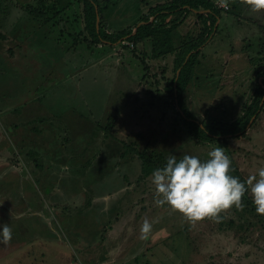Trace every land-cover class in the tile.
<instances>
[{
	"label": "rangeland",
	"instance_id": "rangeland-1",
	"mask_svg": "<svg viewBox=\"0 0 264 264\" xmlns=\"http://www.w3.org/2000/svg\"><path fill=\"white\" fill-rule=\"evenodd\" d=\"M164 1L118 0L106 14L110 29L133 26L145 6ZM19 2H28V7H20ZM222 2L215 1L218 6ZM66 4L0 0V34L6 38L0 40V172L7 170L5 177L0 173V195L7 189V199L19 212L6 220L0 217V230L13 237L20 231L7 229L5 221L26 215L23 225L33 226L26 238L35 242L12 250L4 247L1 238L0 264H75L79 260L83 264H264V216L242 203L233 182L218 179L219 173L204 164L193 166L182 180L163 176L139 180V159L133 154L121 157L122 144L135 142L137 150L160 154L162 162L205 159L235 165L250 181L252 200L264 207V107L246 137L228 139L229 148L195 144L164 88L175 74L174 57L152 60L148 41L137 46L136 56L133 44L126 40L89 48L80 33L81 4L74 3L55 17L56 10H47ZM237 7L241 16L233 9L222 15V24L201 48L205 56L199 57L194 79L188 83L194 89L183 100L198 122L231 123L248 109L257 83L263 80L264 31L260 24H246L251 18L260 19V6L243 12ZM181 19L177 16L171 23ZM194 20L189 15L178 34L195 36L201 25ZM74 41L81 43L73 46ZM142 66L148 68L146 79ZM150 74L158 85H146ZM211 145L219 148L218 154L207 147ZM42 146L47 147L46 154ZM45 155L57 158L58 178L51 180L57 190L63 186L65 196L56 190L50 199V185L36 179L40 164L47 166L50 161ZM95 170L100 172L93 178ZM90 179L109 190L106 201L93 203L83 193L73 197ZM119 185L117 199L112 192ZM98 203L107 204L114 216L118 212L117 223L109 219L101 228L100 218H88L84 229L81 223L76 226L77 232L83 231L73 235L79 242L82 237L93 241L88 246L78 244L68 236L72 233L63 219L70 208L76 215ZM11 206L7 203V209ZM38 214L39 221L33 217ZM46 220L58 227L60 246L42 245L39 224ZM72 222L79 223L76 218ZM98 226L104 235L96 234Z\"/></svg>",
	"mask_w": 264,
	"mask_h": 264
},
{
	"label": "trees",
	"instance_id": "trees-1",
	"mask_svg": "<svg viewBox=\"0 0 264 264\" xmlns=\"http://www.w3.org/2000/svg\"><path fill=\"white\" fill-rule=\"evenodd\" d=\"M60 1H65L67 4L64 6L60 5V8H47L48 11L56 10L53 17L66 11L74 3L82 5L79 16L82 19L83 28L80 33L85 35L82 41H85L88 47H96L101 44L113 46L121 40H126L135 46L142 41L149 40L152 46V59L165 58L169 55L174 57L173 67L175 74L171 80L166 82L165 90L172 99L176 114L191 139L208 144H222L226 148L228 139L246 137V128L250 120L254 116L257 118L263 111L264 103L261 106V102L264 98V71L262 73L263 80L260 84L257 83L250 106L241 116L235 118L229 124L221 121H212V124L198 122L183 100L188 83L193 76V70L201 55V48L218 31L217 22L223 14H229L228 10L230 8L223 10L213 0H165L163 3L150 7L133 26H128L118 31H109L106 14L118 0ZM18 4L24 9L28 7L26 6L28 2H19ZM180 15L182 17L181 21L171 23V19ZM189 15H192L196 22H200L201 26L195 36H181L178 34L177 29ZM97 17L99 18L98 27L96 25ZM49 22L50 19H47L46 23ZM138 24L141 25L137 26ZM0 40H6L5 36L0 34ZM79 43L81 42L74 41L73 46H77ZM123 48L128 49V47ZM134 50L132 49L131 51L134 52ZM143 70L148 71V68L144 67ZM132 143L123 144L121 157L133 154L139 159L141 163L139 180H145L152 176H163L169 181L182 180L188 175L193 166L204 164L209 166L213 173H219L218 179L233 182L240 193V200L252 213L264 216V207L259 206L252 200L249 193L250 185L235 165L220 161L193 159H169L162 162L163 159L160 154L156 155L146 151H139L136 149L135 144Z\"/></svg>",
	"mask_w": 264,
	"mask_h": 264
},
{
	"label": "crops",
	"instance_id": "crops-1",
	"mask_svg": "<svg viewBox=\"0 0 264 264\" xmlns=\"http://www.w3.org/2000/svg\"><path fill=\"white\" fill-rule=\"evenodd\" d=\"M214 1V0H213ZM216 1V0H215ZM223 2H226V4L229 6V8L231 9H233L234 11H235V13L237 14V15H239V16H241V14L239 13L240 11H239V9H238V7L236 8V6H238V5H240L241 6V11L243 12V10H245V9H249V7H250V10H251V8L252 7H254L255 6V4H258L260 7H259V10H258V12H259V14L257 15L258 16V18H260V19H262V20H260V19H257L256 21L253 19V18H251V19H249L248 21H247V23L246 24H254L255 26L258 24H260L261 26L260 27H262V31H264V0H247V1H244L243 2V0H223ZM222 2V3H223ZM234 2V3H233ZM156 4H159V3H156ZM155 4V5H156ZM223 4H225V3H223ZM236 4V5H235ZM253 5V6H252ZM154 5H152V6H145V8H146V11L143 13H141L140 15H139V17H137V22L139 21V19L141 18V15H143V14H145L147 11H148V9L150 8V7H153ZM236 9H237V11L238 12H236ZM108 13V12H107ZM224 15H226V14H224ZM192 16V15H191ZM194 18V17H193ZM222 18V17H221ZM260 20V21H259ZM108 21V30L110 29V24H111V21L110 20H107ZM186 21V20H185ZM184 21V22H185ZM195 21L196 20H194V24H195ZM136 22V23H137ZM261 22H262V24H261ZM222 23H221V19L217 22V27H219L220 25H221ZM241 25V24H240ZM257 25V26H258ZM118 30H121V29H117V30H115V31H118ZM109 31H113V30H109ZM213 37H214V35H213ZM146 42L148 41V42H150L149 40H145ZM145 41H142L141 43H138V44H136L135 46L133 45V49H137V46H139L140 44H142L143 42H145ZM150 44H151V42H150ZM123 47V46H122ZM123 50H125L124 48H122ZM151 50H152V46H151ZM134 51H137V50H134ZM131 52V51H130ZM229 53L231 54L232 52L231 51H229ZM138 53L136 52L135 53V55H137ZM146 55H147V53H145ZM132 56H133V54H132ZM204 56H205V53L203 54L202 53V51H201V55H200V57H202V59L204 58ZM134 57V56H133ZM152 60H154V59H152ZM160 60V59H159ZM172 60H173V58H172ZM199 64V60H198V62H197V64H196V66ZM196 66H195V68H194V70H193V76H192V78H191V81L194 79V71H195V69H196ZM142 68H143V66H142ZM238 70V69H237ZM236 70V71H237ZM240 70V69H239ZM235 71V72H236ZM235 72H234V74H235ZM145 73H147V74H149L147 71H145V70H143L142 71V74H143V79H146L145 78ZM147 77H149V79H147V82H146V85H148L149 84V82L150 83H152V84H154L155 86H156V84H157V82L153 79V76L150 74V76H147ZM225 76H223L222 78H224ZM219 80H221V78H218V84L220 83V81ZM167 81H165V83H166ZM163 82H161V84H162ZM222 83V82H221ZM223 84H224V82H223ZM143 85H145V84H143ZM158 85V84H157ZM221 84H219L218 86H220ZM165 86H166V84H165ZM165 86H164V88H165ZM153 86L151 85L150 86V88H152ZM223 87H225V85H223ZM190 88H192V89H194L193 87H187V90H186V93H185V95H184V98H186V96H187V94L189 93V91H190ZM149 92L147 91V94H148ZM157 97H158V95H156ZM152 97H154L153 95H152ZM152 97H150L151 99H152ZM157 97H155V98H157ZM209 120V119H208ZM219 121V120H218ZM188 137H189V135L188 134H186ZM189 140H191V141H193L195 144H199V143H201L200 145H204L205 143H203L202 144V142H197V141H195V140H193V139H191L190 137H189ZM231 140H229V141H227V147L229 148V142H230ZM206 144H208V143H206ZM219 145V144H218ZM122 146H123V144H122ZM219 146H222V144L221 145H219ZM207 147H210V149L211 150H213L214 148V150H216L217 152V154H218V149L219 148H217V147H215V145H211V146H207ZM223 147V146H222ZM52 148H54V150L53 151H55V145H52L51 146V149ZM40 150H41V152L43 153V154H46L45 152L46 151H48L47 150V147L46 146H42V149L40 148ZM40 152V151H39ZM38 152V153H39ZM53 156H54V153L55 152H51V150L49 151ZM65 152V151H64ZM56 153H58V152H56ZM61 153V152H60ZM63 153V152H62ZM40 154V153H39ZM46 156V155H45ZM217 156H219V155H217ZM48 159H50V161H48L47 162V166H45L44 165V162H43V164H40V168H38L36 171H35V173H36V175H37V178L36 179H39V182L41 183V184H44V183H48V185H50V186H47V189L49 190V194H48V196L50 197V199H52L54 196H53V194L54 193H56V187H57V184L55 183V182H52V180H51V178H54V177H57V175H58V173H57V171L55 172V170L56 169H58L59 170V167H55L56 166V164H58L56 161H54V160H56L57 158H52V157H49V156H46ZM44 159V158H43ZM199 160V159H198ZM63 161L65 162L66 160L65 159H63ZM201 161H212V160H203V159H201ZM214 162V161H213ZM216 162H219V160H217ZM66 163V162H65ZM49 164H51V166H49ZM67 164V163H66ZM3 167H5V168H7V166L5 165V166H3ZM48 167V168H47ZM70 167V166H69ZM4 168V169H5ZM3 169V170H4ZM239 169V168H238ZM100 171H97L96 172V170L95 171H93V172H91V176L94 178V176H95V173H99ZM0 173H2V176H7V170L5 169L4 171H1ZM83 176H85V174H83ZM58 178V177H57ZM150 178V177H149ZM152 178L154 179V177L152 176ZM26 180L25 178H23V177H21V180ZM148 179V178H147ZM5 181L7 180V179H4ZM247 180V179H246ZM1 181V180H0ZM79 181V180H78ZM96 181L97 180H88V182H87V184L86 185H81L82 187H79L78 189H76V193H75V195L73 196V197H75V196H77V195H79V194H82L83 193V196H84V199L86 198V194L87 195H89L90 196V198H91V200H94V202L93 203H95V201H106V197H108L107 195H105V193H108L107 191H109V190H107V189H103V186H102V184L100 185L99 183H96ZM248 181V183H249V185H250V181L249 180H247ZM7 182V181H6ZM81 182H83L82 180H81ZM94 185H96V186H98V185H100L99 187H93ZM52 186V187H51ZM63 186H61V185H59V190H60V192H62V194H63V196H65L64 194V192H63ZM83 189H84V191H83ZM86 189V190H85ZM119 189H120V185H119V187L114 191V192H112V193H114V194H116L115 196H116V198L118 199V192H119ZM7 189H5V192H4V194H2V195H5V196H2V195H0V213L1 212H3V214H0V217H4V220H6L7 219V215H11V217L12 216H16V215H18L19 214V212L18 211H15V209L11 206V202H9V200L7 199V191H6ZM59 190H57V192H59ZM87 191V192H86ZM21 193L22 194H24L25 195V190H24V188H21ZM114 194H113V196H114ZM55 195V194H54ZM9 196V195H8ZM68 197V196H67ZM121 197V196H120ZM119 197V198H120ZM70 198V197H69ZM116 198H112V199H116ZM65 199H68V198H65ZM2 200H7V203L12 207V209L10 208V209H7V203H4V202H2ZM57 205H64V206H66L67 204L66 203H60V202H57ZM105 205H107V204H105V203H103V206H102V204L101 203H98V204H96V206L93 208V209H87V210H84L83 212H81V211H78L77 213H76V215L75 214H72V213H70L71 211H72V209L70 208L69 210H70V212L65 216V218L63 219V221H67V225H66V228H67V232H69V233H72V234H68V236L70 237V238H74L75 240H77L78 241V244H81V243H83V246H88V245H90L91 243H92V241L93 240H91V239H86V238H84V237H82V239H81V241L79 242V240L73 235L74 233H76L77 232V230H76V226L77 225H80V223H81V226H80V228L81 227H83V229H84V227H85V224H86V220L88 219V218H93V216L96 218V219H98V218H100V221H99V225H100V227H101V225L102 224H104L102 227H104L110 220L109 219H114V218H118V216H117V211L115 212L116 214V216H114V213L113 212H110V211H112V210H108L106 207H105ZM111 207V206H110ZM109 207V208H110ZM25 215V214H24ZM39 216H40V214H38L37 216H33V217H35L36 218V220L37 221H39L38 220V218H39ZM24 217H26V215L24 216ZM24 217H20V218H18V219H15V221L13 220L11 223L10 222H6L5 221V223H6V225H8V227H7V229H11V228H17L20 232H18V233H16V235H14L13 237H7V232H3V231H1L3 234H2V236L0 237V239L2 238V244L4 245V243H5V245H4V247H6V246H10V248H12V250L14 249V248H16V250H20V249H22L23 247H25V246H28V245H30L31 243H35L34 241H27V238H26V236H28L29 235V233L31 232L30 231V229L32 230L33 228V226H30V225H23V220H24ZM44 218V217H43ZM76 218V220L78 219V221H79V223L78 224H76L75 226H74V224H73V220ZM86 218V219H85ZM1 219V218H0ZM115 220V222L117 223V221H116V219H114ZM31 222V221H30ZM45 222V224H43V225H41V224H39V226H40V229L41 230H43V233L45 234L46 233V235H41V230H39V234H40V237H39V239H41L43 242V246H45L46 244H59V246H60V243H62L61 241H60V238L58 237V227L56 228V226L55 225H53L52 223H50V222H48L47 220L46 221H44ZM88 222V221H87ZM49 224V225H48ZM38 226V225H37ZM101 227V228H102ZM79 228V229H80ZM78 229V232L76 233L77 235H79V232L81 231H83V230H79ZM16 230V229H15ZM86 230V229H85ZM113 229L111 228V230H110V232L112 231ZM103 233H105V232H103L102 230H100V228H99V226H98V231L96 232V234H101V236L102 235H104ZM99 235H98V237H99ZM25 236V237H24ZM41 236H43V237H41ZM38 239V240H39ZM47 241H46V240ZM86 241H89V242H86ZM55 242V243H54ZM85 242V243H84ZM93 243H96L95 241L93 242ZM77 244V245H78ZM54 246H56V245H54ZM9 248V249H10ZM15 251V250H14ZM74 252H75V250L73 251V254H74ZM112 258V257H111ZM113 259L114 258H112L111 259V261H113ZM80 262H81V260H79ZM78 261V262H79ZM106 262H107V260H105ZM76 264V263H75Z\"/></svg>",
	"mask_w": 264,
	"mask_h": 264
},
{
	"label": "water",
	"instance_id": "water-1",
	"mask_svg": "<svg viewBox=\"0 0 264 264\" xmlns=\"http://www.w3.org/2000/svg\"><path fill=\"white\" fill-rule=\"evenodd\" d=\"M201 13V12H200ZM97 24V27H98V23H99V18L97 17V22H96ZM139 25H141V24H138L137 26H139ZM134 33H135V31H134ZM178 73H179V71L177 72V75H178ZM263 101H264V98H263V100H262V102H261V106H262V104H263ZM255 119V116L254 117H252V119L250 120V122H249V124L247 125V128H246V130L250 127V125L252 124V122H253V120Z\"/></svg>",
	"mask_w": 264,
	"mask_h": 264
},
{
	"label": "built area",
	"instance_id": "built-area-1",
	"mask_svg": "<svg viewBox=\"0 0 264 264\" xmlns=\"http://www.w3.org/2000/svg\"><path fill=\"white\" fill-rule=\"evenodd\" d=\"M218 7L221 8V9H224V10H227L228 9V6L225 5V4H222V5L218 6ZM76 264H83V263L82 262H77Z\"/></svg>",
	"mask_w": 264,
	"mask_h": 264
}]
</instances>
